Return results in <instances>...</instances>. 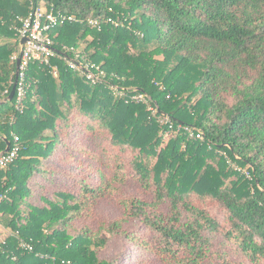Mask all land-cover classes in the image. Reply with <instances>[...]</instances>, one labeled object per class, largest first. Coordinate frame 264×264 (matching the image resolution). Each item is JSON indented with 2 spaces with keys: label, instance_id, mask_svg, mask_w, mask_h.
Returning a JSON list of instances; mask_svg holds the SVG:
<instances>
[{
  "label": "trees",
  "instance_id": "obj_1",
  "mask_svg": "<svg viewBox=\"0 0 264 264\" xmlns=\"http://www.w3.org/2000/svg\"><path fill=\"white\" fill-rule=\"evenodd\" d=\"M30 5L75 19L48 33L57 74L30 61L19 104L16 93L0 102V152L18 146L0 168V228L9 229L0 264H117L98 256L115 234L173 264H201L221 234L264 264V0H0V100L16 79L15 27ZM65 58L102 74L88 79ZM139 93L145 101L132 99ZM82 116L80 131L99 127L135 153L131 177L150 200L117 196L113 219L94 215L107 185L29 201L42 160ZM193 197L216 202L227 227ZM133 219L152 238L128 230Z\"/></svg>",
  "mask_w": 264,
  "mask_h": 264
},
{
  "label": "rangeland",
  "instance_id": "obj_2",
  "mask_svg": "<svg viewBox=\"0 0 264 264\" xmlns=\"http://www.w3.org/2000/svg\"><path fill=\"white\" fill-rule=\"evenodd\" d=\"M160 57L158 56V58ZM85 119L83 116L78 117V120L73 122L75 128L68 129L65 139L56 143L52 156L42 160L45 171L43 174L34 173L32 177L33 190L29 201L35 205H42L44 203L42 197L51 198L57 190L76 193L82 184L101 185V188L103 185H107L111 195L98 202L94 215L103 219H113L121 213L117 196L120 198L141 197L150 200L152 196L131 177L129 161L132 160L135 153L128 148L117 149L111 144L106 131L99 127L95 126L94 132L82 129L80 131L79 127L82 126ZM117 158L121 159L127 169H124L122 165L121 169H124L125 172L117 174L119 179L111 182L112 165ZM113 179L115 180V178ZM192 202L198 207H204L221 225L227 227L224 211L216 202L208 198L202 200L197 197H193ZM126 226L128 230L141 234L147 240L153 236L136 219ZM7 234H9L8 228H0V240ZM211 239V251L201 264H225L223 260L229 264H252L243 254L234 249V247L236 248L234 240H229L233 250L226 240H222L221 234ZM221 241H225L226 246H223ZM223 249L225 250L221 253ZM98 256L106 260H113L117 264H140L139 260L143 261L141 264H173V261L168 260L166 255L162 256L159 252H156V255L146 253L141 247L117 234L109 236L108 241L99 250Z\"/></svg>",
  "mask_w": 264,
  "mask_h": 264
},
{
  "label": "built area",
  "instance_id": "obj_3",
  "mask_svg": "<svg viewBox=\"0 0 264 264\" xmlns=\"http://www.w3.org/2000/svg\"><path fill=\"white\" fill-rule=\"evenodd\" d=\"M74 19L75 18L70 15H65L52 9H45L40 5H30L27 14L19 18L20 25L15 27V37L19 48L18 51L13 53L11 56V59L14 62H16L17 58H19L14 92V94L16 93V104H19L24 94L25 71L30 61H38L40 64L46 66L52 75L55 76L57 74V66L51 62L52 58L55 56V51L52 46L53 39L48 33L60 23L74 21ZM87 23L93 27L99 28L100 26L98 19L96 18H88ZM23 38H25V41L20 43ZM66 60L71 68L81 71L82 74H86L88 79L97 80L99 79V75L102 74V71L94 73L87 67L82 69L81 64L75 60L69 58ZM5 92L6 91H4V93ZM132 99L142 101L146 100L144 95L140 93L132 95ZM148 109H152V112L154 111L152 106H148ZM189 131L190 135H192V130L189 129ZM196 137L202 138L201 132L198 131L196 133ZM14 139L16 141L17 137H14ZM17 150L18 146L13 144L12 146H9L7 151L0 152V168L11 162L13 158L16 157ZM1 199L2 195L0 194V201ZM22 245L31 250L30 245L25 243H22Z\"/></svg>",
  "mask_w": 264,
  "mask_h": 264
},
{
  "label": "water",
  "instance_id": "obj_4",
  "mask_svg": "<svg viewBox=\"0 0 264 264\" xmlns=\"http://www.w3.org/2000/svg\"><path fill=\"white\" fill-rule=\"evenodd\" d=\"M25 41V38L21 39L20 43H23ZM19 65V58H17L16 62H15V75L17 74V67ZM15 85H16V79L14 80L11 90L9 92V94L7 95V97H5L4 99L0 100V102H6V101H10L13 98L14 92H15ZM9 148V143H7L6 149L5 151H7Z\"/></svg>",
  "mask_w": 264,
  "mask_h": 264
}]
</instances>
